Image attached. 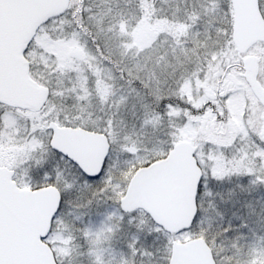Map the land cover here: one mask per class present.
<instances>
[{
  "label": "rangeland",
  "instance_id": "1",
  "mask_svg": "<svg viewBox=\"0 0 264 264\" xmlns=\"http://www.w3.org/2000/svg\"><path fill=\"white\" fill-rule=\"evenodd\" d=\"M80 4L74 19L70 12L41 27L25 51L31 77L49 87L50 98L36 113L14 109L10 113L0 107V164L11 166L13 159L21 158L28 162L42 137L47 140L50 136L49 121L104 133L109 145L118 135L130 136L126 151L131 155L120 156L124 171L128 168L124 160L135 159L138 167L145 165L178 141L194 145L199 159L204 146H208L209 158L219 173L225 171L224 157L216 152L222 146H240L243 141L241 158L250 153L251 157L257 156L248 140L254 138L257 144L264 141V109L256 103L243 79L241 63L246 54H239L231 41L229 0L201 4L195 16L190 13L191 5L186 11L181 0H82ZM75 6L73 0L71 7ZM259 8L264 18V4L259 3ZM76 51L79 55H75ZM247 54L256 55L258 80L264 88V42L254 44ZM224 70L228 74L219 87ZM130 79H140L141 95L146 88L147 97H151L147 128L139 106L135 113L129 106L120 107L119 115L116 114L121 104L119 93L126 90ZM169 99L174 106L167 105ZM161 100L167 107L163 116L158 108ZM215 102L220 104V117L225 107L226 121L218 123L212 119L208 105ZM8 114L27 123L25 142H3L6 138H2V133L11 132L8 125L12 118ZM105 121L110 127H105ZM17 133L12 129L8 136L18 140ZM144 143L149 145L148 153H137ZM4 154L7 157H2ZM252 162L247 160L245 166ZM126 172L115 178L122 194L133 173ZM24 174H20L21 181ZM91 211L92 226L86 238L76 241L78 247L70 249L71 234L66 226H57L59 231L49 237L53 253L65 256L71 250L75 257L83 252V264L96 259L102 264H131L120 237L110 238L100 224L101 217L95 215V206ZM137 211L141 219H150L144 211ZM191 238L195 237L170 234L161 254L168 257L173 241ZM258 261H264V256L254 255L252 264Z\"/></svg>",
  "mask_w": 264,
  "mask_h": 264
},
{
  "label": "snow or ice",
  "instance_id": "2",
  "mask_svg": "<svg viewBox=\"0 0 264 264\" xmlns=\"http://www.w3.org/2000/svg\"><path fill=\"white\" fill-rule=\"evenodd\" d=\"M185 10L195 16L201 4L211 0H181ZM264 4V0H259ZM140 79H130L126 90L119 93L121 104L117 106L135 113L139 106L143 112V126L149 127L151 119V97H147L148 89L141 95ZM168 106L171 99L167 101ZM158 108L161 116L167 111L165 101L161 100ZM105 127L110 124L105 121ZM107 134V133H106ZM50 140V136L47 137ZM42 137L38 150L27 163L23 180L17 173L13 179L16 186L26 183L29 187L39 189L49 187L57 195L56 207L49 220L47 232L38 235L41 242H46L58 225H64L71 234L70 249L76 241L86 238L92 226V208L95 215L101 217L100 224L106 233L114 239L119 236L123 248L131 264H168L166 254L162 250L169 243V233L152 219H141L136 210L121 207L122 193L116 186V176L124 171L120 167V156L131 155L126 151L131 137L117 139L110 145L109 152L103 157L99 169L88 171L63 150L50 144ZM123 145V147H121ZM241 145H225L219 151L225 153V171L219 173L209 158L208 146L203 148V156L196 161L200 169L191 192V215L188 223L177 235L184 233L189 237H200L207 246L208 259L206 264H252L253 256H264V141L259 142L261 152L255 157L241 158ZM149 145L137 148V153H148ZM227 153H230L228 155ZM251 159V165L245 166ZM135 160L126 159L123 164L134 165ZM104 210L101 211L100 209ZM108 208L112 211L109 212ZM87 222H85V218ZM23 222L17 217L13 223L5 209L4 199L0 193V264H22L18 261L6 260L4 250L19 240ZM51 247V243H49ZM255 250V251H254ZM114 254V250H110ZM79 252L75 257L71 250L65 256L53 253V264H83ZM123 256L124 253L122 252ZM91 256V253H89ZM89 264H102L99 259L89 260ZM127 264V262H125ZM257 264H264L258 261Z\"/></svg>",
  "mask_w": 264,
  "mask_h": 264
},
{
  "label": "water",
  "instance_id": "3",
  "mask_svg": "<svg viewBox=\"0 0 264 264\" xmlns=\"http://www.w3.org/2000/svg\"><path fill=\"white\" fill-rule=\"evenodd\" d=\"M232 10L231 41L239 54L245 55L243 78L258 103L264 108V88L258 80L256 55L247 54L256 43L264 42V18L259 0H229ZM69 0H0V103L8 107L39 112L47 101L49 89L35 81L24 56L37 29L51 17L61 15ZM75 55H79L76 51ZM48 143L63 150L88 171L99 169L109 152L103 133L80 127L48 122ZM195 148L187 141L176 142L165 156L138 167L130 176L120 197L121 207L140 209L170 234H177L190 219L191 192L200 169ZM12 172L0 167V193L10 220L23 222L19 240L5 247L6 260L22 264H53V252L38 239L47 232L55 210L57 195L49 187L18 188ZM207 246L200 237L173 241L168 264H206Z\"/></svg>",
  "mask_w": 264,
  "mask_h": 264
},
{
  "label": "flooded vegetation",
  "instance_id": "4",
  "mask_svg": "<svg viewBox=\"0 0 264 264\" xmlns=\"http://www.w3.org/2000/svg\"><path fill=\"white\" fill-rule=\"evenodd\" d=\"M71 1L72 0H69V3H68V7L66 8V10L61 14V15H59V16H55V17H53V18H51L50 20H52V19H55V18H59L60 16H63V15H66V13H70L71 12V19H74L75 17H76V15H77V13H78V11H79V7H80V3H81V1L82 0H76V6H75V8L74 7H71ZM70 8H71V10H70ZM49 20V21H50ZM48 21V22H49ZM47 22V23H48ZM72 22V21H71ZM80 25H82V23H80ZM39 30V29H38ZM37 30V31H38ZM37 33V32H36ZM36 35V34H35ZM35 37V36H34ZM34 37H33V39H34ZM33 39H32V41H33ZM31 41V42H32ZM31 42H30V44H31ZM29 44V45H30ZM29 45H28V47H29ZM28 49V48H27ZM253 96V95H252ZM217 97V96H216ZM254 97V96H253ZM219 100V99H218ZM220 102H221V100H219ZM45 106V105H44ZM206 105H204L203 107H205ZM209 106V110H210V113L211 114H213L212 116V119L214 120V121H216V122H223V121H226V119H227V116H226V109H225V107L223 108V115L220 117V115H221V113H219V110L215 107V104H209L208 105ZM0 107H2L4 110H6L7 112H10V110H22V109H17V108H12V107H8V106H6V105H4V104H1L0 103ZM22 111H28V110H22ZM11 113V112H10ZM31 113H35V112H31ZM202 113H204V109L202 110ZM12 115H14L15 116V118L13 119L12 118ZM8 116H10L12 119H9V125L7 124L8 123V121L6 122V123H4V125H5V127L8 125V130H11V132H12V129L13 130H15V132H18L17 134V136L18 137H20V138H18V140L16 139H11V137H9L8 135L9 134H11V132L9 133H7V134H4V132L2 133V138H6V139H2L3 140V142L4 143H13V142H20V141H22V142H25V138H26V136L25 135H27V123L22 119V118H20V117H16V115L15 114H8ZM12 120H13V122H12ZM213 121V122H214ZM7 124V125H6ZM14 127H15V129H14ZM5 130V129H4ZM7 130V129H6ZM86 130H88V129H86ZM89 131H92V130H89ZM98 132V131H97ZM248 142L250 143V148H254V150L256 151V153H257V155H259V152H261V149H260V147H259V144H257V140L256 139H254V138H249V140H248ZM221 145L222 144H220V145H218L219 147H221ZM227 145H229V144H227ZM194 146V145H193ZM217 146V147H218ZM223 147V146H222ZM221 147V148H222ZM194 148H195V146H194ZM249 148V149H250ZM195 150H196V148H195ZM216 152H219L220 153V155L222 156V157H224L225 156V153H223V152H221V151H219V150H217ZM228 155H230V153H227ZM251 154V153H250ZM248 155V156H251V155ZM10 155H12V153H10ZM194 155H195V151H194ZM241 155H244V152L243 151H241ZM2 157H7V154H4ZM195 158H196V161L197 160H200L199 159V157H197L196 155H195ZM249 160V159H248ZM13 164L11 165V166H7V165H5V164H0V167H5V168H7L8 170H10L11 172H12V174H11V180L12 181H14L15 182V184H16V180L15 179H13V177H15L16 176V174L17 173H20L21 175L23 174V172H25V170H26V167H27V160H24L23 158H21V159H13ZM18 188H28V189H34V188H29V187H26V186H24V185H20ZM137 210H139V209H137ZM136 210V211H137ZM188 240V239H187ZM168 258H169V256H168Z\"/></svg>",
  "mask_w": 264,
  "mask_h": 264
},
{
  "label": "trees",
  "instance_id": "5",
  "mask_svg": "<svg viewBox=\"0 0 264 264\" xmlns=\"http://www.w3.org/2000/svg\"><path fill=\"white\" fill-rule=\"evenodd\" d=\"M72 1H73V0H72ZM72 1H71V3H72ZM226 74H228V71H227V70H224V72L221 73V75H220L221 79L218 80V82H219L218 86H219V87H220V85L223 83V82H222V78H223ZM220 77H219V78H220ZM254 99H255V98H254ZM255 101H256V99H255ZM256 103H257V101H256ZM215 104H216L215 107L220 111V104L217 103V102H215ZM221 104H222V101H221ZM257 104H258V103H257ZM12 118L14 119L15 116L12 115ZM166 150H167V148L164 150V152H163L161 155H156L152 160H154V159H156V158H159V157H162L163 155H165L166 152L168 151V150H167V151H166ZM133 160H135V159H133ZM152 160H151V161H152ZM135 162H136V163H134V165L131 166V169H129L130 166H128L127 170H128L129 173H130V171L133 172V171L138 167V162H137V160H135ZM149 162H150V161H149ZM147 163H148V162H147ZM147 163H145V164H147ZM136 165H137V166H136ZM127 170H126V171H127ZM126 171H123L122 173L125 174ZM132 172H131V173H132ZM126 173H127V172H126ZM173 235H175V234H173ZM46 243L49 244V243H51V242H49V240H48V241H46ZM51 245H52L51 248L53 249V243H51Z\"/></svg>",
  "mask_w": 264,
  "mask_h": 264
}]
</instances>
